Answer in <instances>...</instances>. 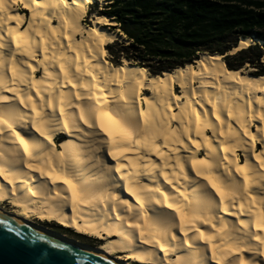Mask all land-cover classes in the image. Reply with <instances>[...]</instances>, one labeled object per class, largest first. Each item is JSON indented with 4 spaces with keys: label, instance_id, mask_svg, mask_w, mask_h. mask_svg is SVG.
Segmentation results:
<instances>
[{
    "label": "bare ground",
    "instance_id": "bare-ground-1",
    "mask_svg": "<svg viewBox=\"0 0 264 264\" xmlns=\"http://www.w3.org/2000/svg\"><path fill=\"white\" fill-rule=\"evenodd\" d=\"M94 2L104 0H0V169L8 177L0 176V215L112 264H264V244L255 239L264 231L248 210L264 204V75L230 70L219 54L159 75L125 60L113 66L106 46L120 37L105 26L115 23L92 12L91 25L83 24ZM90 106L137 128L122 156L109 155L118 148L80 119V108L87 118ZM194 159L235 195L222 202L193 170ZM33 168L71 179L81 197L73 203L62 180ZM34 221L103 242L89 246Z\"/></svg>",
    "mask_w": 264,
    "mask_h": 264
},
{
    "label": "trees",
    "instance_id": "trees-1",
    "mask_svg": "<svg viewBox=\"0 0 264 264\" xmlns=\"http://www.w3.org/2000/svg\"><path fill=\"white\" fill-rule=\"evenodd\" d=\"M91 12L109 17L124 36L106 46L113 66L124 59L159 75L219 54L230 70L247 64L254 76L264 75V45L226 55L240 38L264 42V0H104Z\"/></svg>",
    "mask_w": 264,
    "mask_h": 264
},
{
    "label": "snow or ice",
    "instance_id": "snow-or-ice-1",
    "mask_svg": "<svg viewBox=\"0 0 264 264\" xmlns=\"http://www.w3.org/2000/svg\"><path fill=\"white\" fill-rule=\"evenodd\" d=\"M61 71H64L63 65H61ZM65 75L67 76L66 72H65ZM69 82H71V81L69 80ZM73 87H76V85H73ZM93 98H94L93 96H89L88 100H92ZM76 99L81 100L82 97L78 94L76 96ZM95 100L97 101V104H98L99 103V97H95ZM28 101H29V103H31V97L28 98ZM20 103L23 104L24 100L21 99ZM64 103H65V100H64L63 95H62L61 99H60V104L63 105ZM68 103H69V106H73L71 101H69ZM48 106L52 107V101L51 100L48 102ZM32 110L34 112L37 111L36 106L34 104L32 105ZM60 111H61V114H63L64 108L61 107ZM80 113H81L80 119L85 124H88L89 127L98 126L100 131L103 132L109 138V141L111 142V144L114 147L118 148V151L109 153V155H112L114 159L117 158L118 156H122L124 154V152L128 151L127 147H120L121 145H127L128 143H130L133 140L134 137H137V128L135 126H133V124L131 123L130 120L121 118L119 115L111 113L110 111H105V110H103V108L90 106L88 108L87 118L85 116V109L84 108H80ZM37 114H39V113H37ZM93 117H94L95 123L92 122ZM261 118L264 119V117H261ZM0 122H3L2 118H0ZM65 126H67V124ZM37 131H40L41 135H44V133L39 128H37ZM165 139H167V137H165ZM17 140L19 141L21 146H23L25 153L28 154L29 153L28 143L19 134H17ZM136 143H137V145H139V144H141V141L137 138ZM129 163H133V162L129 161ZM206 163L207 162L204 160H195L194 159L192 161L193 170L196 171V174L198 176H202V178L208 182V184L216 191V194L218 196H220L222 202L224 201V199L226 197L231 198L232 196H234L235 195L234 192H227V191L223 190L214 181V179L211 175H205L201 171V167L205 166ZM261 164L264 165V161H261ZM198 165L201 167H198ZM30 167H31V165H30ZM116 170L119 172L120 166H118ZM33 171H39V172H41L42 175H48L49 178L53 179L54 182L56 180H62V182L68 186V190L72 194L73 203H76L79 200V198L81 197V193L77 190V186L75 184H73L71 179H68L67 177H61L59 175L53 177L51 173H45L43 171V169H40V168H33ZM181 171H183V166H181ZM237 171L240 172L241 174L245 173L244 168H237ZM0 176H4L5 179H8V177L4 175L3 169H0ZM248 179H249L248 176L246 174H244L245 185L248 184ZM165 181L168 184L172 183V181L168 179L167 175H165ZM9 183H11V180H9ZM155 191H160V189L157 188V189H155ZM160 194L162 196H164V200L167 203L168 196L165 195V193L162 191H160ZM0 199H3V197H0ZM167 206L169 208L174 207L172 204H167ZM254 206H255V204H253L248 210L256 218L257 228L260 231H264V204H262V207H261V210L259 213L252 211V208ZM240 207L243 210L244 204H241ZM174 210L180 215V227H181V231H184V224L186 222V216L181 212V210L178 206L175 207ZM129 226L133 227V228H139L140 227L138 224H130ZM185 235H187L186 232H185ZM141 236L142 237L144 236L143 232H141ZM200 238L201 239H207L209 242L213 239L212 236H206L205 233H203V232L200 233ZM175 239H176V237L173 236V240H175ZM255 239H257L260 243L264 244V239H262L260 236H256ZM144 243H146V244L152 243V241L145 239ZM155 243L160 245L161 251L165 250L164 245L161 244V242L159 240H156Z\"/></svg>",
    "mask_w": 264,
    "mask_h": 264
},
{
    "label": "water",
    "instance_id": "water-1",
    "mask_svg": "<svg viewBox=\"0 0 264 264\" xmlns=\"http://www.w3.org/2000/svg\"><path fill=\"white\" fill-rule=\"evenodd\" d=\"M258 41L253 39L250 43H258ZM258 44L264 45V42ZM237 47L238 44L226 55H232L242 49L235 50ZM0 264L112 263L0 215Z\"/></svg>",
    "mask_w": 264,
    "mask_h": 264
},
{
    "label": "rangeland",
    "instance_id": "rangeland-1",
    "mask_svg": "<svg viewBox=\"0 0 264 264\" xmlns=\"http://www.w3.org/2000/svg\"><path fill=\"white\" fill-rule=\"evenodd\" d=\"M104 4L103 3H100L98 2V8L99 10H102V5ZM20 11H22L20 9ZM92 5H90L88 7V13L87 15L84 17L83 19V24H85V26H90L91 25V21H90V18H89V13H92ZM115 25V24H114ZM114 25H110V26H105L106 28H108L109 30H111L112 32H115L118 34V36L120 37V40L118 41L119 43L123 42V39H124V36L119 32V30H114L111 26H114ZM106 59L109 61L108 59V54L106 55ZM124 59L121 60V62L123 61ZM110 62V61H109ZM248 70H251L250 73L253 74V71L255 70L254 68H251L249 67L247 64L246 66L244 67ZM176 91H178V88H176ZM63 137L61 136H58L56 138V142L60 141ZM4 208L7 210V211H11V209H9V206H4ZM35 223H38L39 225L43 226V227H46L54 232H57V233H60V234H63L69 238H72L80 243H83V244H86V245H89V246H97L98 244L102 243L103 241H100V240H96V239H92V238H89V237H86V236H83V235H77V233H74L72 232L71 230L69 229H65L55 223H47V222H39V221H34ZM131 264H136V263H131Z\"/></svg>",
    "mask_w": 264,
    "mask_h": 264
}]
</instances>
